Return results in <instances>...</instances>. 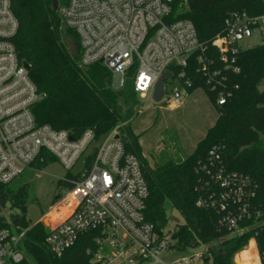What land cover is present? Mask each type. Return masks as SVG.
I'll use <instances>...</instances> for the list:
<instances>
[{
    "label": "built area",
    "instance_id": "1",
    "mask_svg": "<svg viewBox=\"0 0 264 264\" xmlns=\"http://www.w3.org/2000/svg\"><path fill=\"white\" fill-rule=\"evenodd\" d=\"M52 1L57 3L62 26L78 36L83 67L102 64L112 74L113 89L121 90L131 82L143 98L151 97L158 79L171 72L165 92L168 82L177 83L173 89L175 105L184 101L192 83L183 80L184 74H176L174 68H186L189 59L195 58L216 106L222 108L239 88L232 76L241 72L239 56L244 49L240 44L255 33L264 40V12L256 17L233 13L226 18L223 33L211 43L219 54L215 62L192 21L172 20L179 0ZM18 28L12 0H0V183L14 182L47 155L71 174L75 167H81L73 173L77 179H65L73 184L61 197L70 213L49 228V250L61 256L82 235L96 231L99 237L93 264H203L207 248L174 257L171 236H156L145 215L149 188L140 162L114 133L96 144L92 131L76 138L67 131L37 124L32 108L42 94L29 76L27 62L19 60L14 44ZM93 148L95 157L87 168L86 157ZM210 155L215 173L208 166L203 170L217 191H212L207 203L200 200L198 206L226 212L220 223L238 236L248 231L242 223L252 220L260 232L235 255L234 263L264 264V217L252 208L258 185L249 177L228 172L215 149ZM25 233L0 230V264L23 260L19 245ZM251 241L254 250L243 255Z\"/></svg>",
    "mask_w": 264,
    "mask_h": 264
},
{
    "label": "trees",
    "instance_id": "2",
    "mask_svg": "<svg viewBox=\"0 0 264 264\" xmlns=\"http://www.w3.org/2000/svg\"><path fill=\"white\" fill-rule=\"evenodd\" d=\"M12 8L19 22L14 38L19 60L31 65L29 76L38 92L45 95L32 108L37 124L67 131L76 138L92 131L96 144L117 128V137L142 167L149 188L145 215L154 225L156 236L161 239L169 234L170 248L178 255L207 248L203 264H234L235 255L260 232L259 227L252 220H245L242 226L248 231L235 235L220 223L226 212L198 206V202L207 203L212 191H217L211 176L203 170L208 166L215 173L210 166V153L215 149L228 172L256 182L258 189L252 208L264 217V94L259 92L264 85V44L240 53L241 72L232 76L239 88L222 108L216 106L214 94L198 72L195 58L189 59L186 68H174L176 74H184L183 80L191 81L188 93L203 90L218 109L219 117L186 159L150 165L143 158L139 136L131 127L143 106L132 83L128 82L121 90L113 89L112 74L100 63L84 71L78 36L62 26L52 0H12ZM263 12L262 0H179L174 5L172 20L192 21L200 42L208 48V55L218 62L219 54L211 43L225 30L226 18L233 13L256 17ZM69 39L78 46L75 54L66 45ZM95 152L93 148L86 157L87 168ZM55 161L47 155L35 168L40 171ZM66 178L77 179L70 172ZM65 179L58 182V188L67 191L73 184ZM33 200L28 185L16 188L12 183H0V230L9 229L12 233L26 230L19 245L23 260L17 264H93L99 232L82 235L64 254L54 255L46 244L49 228L42 222L33 224L27 218L28 205ZM7 207L18 212L16 226H11L3 216ZM175 212L180 214L182 223L174 218ZM69 213L65 206L56 209L48 223L52 225ZM253 250L251 241L243 254Z\"/></svg>",
    "mask_w": 264,
    "mask_h": 264
},
{
    "label": "rangeland",
    "instance_id": "3",
    "mask_svg": "<svg viewBox=\"0 0 264 264\" xmlns=\"http://www.w3.org/2000/svg\"><path fill=\"white\" fill-rule=\"evenodd\" d=\"M263 44V38L255 33L251 39L243 41L240 45L243 49H251ZM175 86L176 82L170 81L166 84V95L160 103H156L152 96L143 98L139 95L143 106L138 116L132 120L131 127L139 136L143 158L150 165L169 159H186L195 151L197 144L219 117L218 109L200 89L191 94L185 93L184 101L180 105H175L173 102ZM111 133L115 136L119 134L117 128ZM80 168V165L75 167L72 174L77 173ZM67 174V169L55 161L40 171L36 170L34 165L12 182V186L16 188L28 185L31 196L35 199L29 202L27 209V218L31 223L42 222L50 228L63 221L62 219L50 225L48 218L54 210L58 211L64 207L61 196L65 195V190L58 188V182L65 179ZM2 213L6 222L16 226L18 214L16 210L7 207ZM174 218L180 223L183 222L177 212L174 213ZM173 227L174 225L171 228ZM166 256L167 254L164 255ZM173 256H177V253L173 252Z\"/></svg>",
    "mask_w": 264,
    "mask_h": 264
},
{
    "label": "water",
    "instance_id": "4",
    "mask_svg": "<svg viewBox=\"0 0 264 264\" xmlns=\"http://www.w3.org/2000/svg\"><path fill=\"white\" fill-rule=\"evenodd\" d=\"M53 4H54V8L57 10V8H58L57 3L54 2ZM66 45H67L68 49L71 50L72 54H75V50L78 49V46L75 45L71 39L66 41ZM25 67L27 68L28 71H31V69H32L31 65H29L28 63L25 64ZM83 69H84V71H88L89 67H84ZM171 75H172L171 72H166L158 79V81L154 87V91H153V95H152L153 100L156 103H160L164 99L165 93H166L165 92V83L168 79H170ZM259 92L261 94H264V85H262L259 88ZM44 98H45V95H41L39 97V100H43ZM221 114H224L223 109H221Z\"/></svg>",
    "mask_w": 264,
    "mask_h": 264
},
{
    "label": "crops",
    "instance_id": "5",
    "mask_svg": "<svg viewBox=\"0 0 264 264\" xmlns=\"http://www.w3.org/2000/svg\"><path fill=\"white\" fill-rule=\"evenodd\" d=\"M198 90H199V89H198ZM200 90H201V89H200ZM202 91H203V90H202ZM194 92H195V91H194ZM203 92H204V91H203ZM205 95H206V94H205ZM206 96H207V95H206ZM217 119H218V118H217ZM217 119H216V121H217ZM216 121H215V122H216ZM214 124H215V123H214ZM214 124H213V125H214ZM211 127H212V126H211ZM209 129H210V128H209Z\"/></svg>",
    "mask_w": 264,
    "mask_h": 264
},
{
    "label": "bare ground",
    "instance_id": "6",
    "mask_svg": "<svg viewBox=\"0 0 264 264\" xmlns=\"http://www.w3.org/2000/svg\"><path fill=\"white\" fill-rule=\"evenodd\" d=\"M64 220V219H63ZM56 224V223H55ZM53 225V224H52ZM254 243V242H253ZM247 249V248H246Z\"/></svg>",
    "mask_w": 264,
    "mask_h": 264
}]
</instances>
